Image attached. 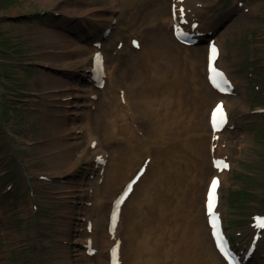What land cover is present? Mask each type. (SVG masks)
I'll use <instances>...</instances> for the list:
<instances>
[{"label": "rangeland", "instance_id": "1", "mask_svg": "<svg viewBox=\"0 0 264 264\" xmlns=\"http://www.w3.org/2000/svg\"><path fill=\"white\" fill-rule=\"evenodd\" d=\"M50 1V4L42 7L36 0H0V174L6 169L9 171L7 181L15 172L22 179L20 172L23 167L21 173L24 177L19 188L14 182V188L6 189L9 195L8 200L4 198L8 202L7 210L0 206V264H98L102 260L95 254L88 257L84 251H77V248L84 249L85 241L90 236L85 232L87 221L84 219L94 224L92 230L100 240L99 229L108 216L106 212L104 220L99 217L96 202L91 198L90 187L97 176L94 170L97 157L91 153V144L84 141L83 131L77 135L81 146L77 149L72 146L66 148L73 152L70 159L73 168L67 173L64 168L61 170L64 174L60 176H52L54 170L43 171L54 156L50 152L45 155L41 149L55 146L54 142L60 137L54 126L45 127L44 117L64 115L70 121L73 115H77L80 119L72 122V127L81 131L79 128L86 123L83 114L89 105L88 95L84 92L92 89L86 67L93 51L97 50L94 43L101 42L100 51L105 54L107 65L116 64L115 73L122 77L120 79L126 78L130 82L136 74L126 69L122 71L121 67L132 68L133 61L129 51H121V48L124 45L129 49L130 37L142 39L144 34L141 30L144 28L136 24L131 34H122L121 30L128 24H121L118 14L111 20L112 16L104 13L102 18L93 20L98 27L92 29L89 10L85 13L88 17L84 18V15L62 11L64 0ZM93 1L99 5L103 3V0ZM152 1L155 4L148 13L155 18L160 0ZM171 1L166 0L164 5L168 12L166 18L170 15ZM201 4V10L194 3L189 9H192L197 21L203 22L206 33L190 47L204 59L206 42L209 37L213 38L212 41L218 42L223 50L222 64L230 67L228 76L237 83L234 95L226 97L231 103V127L223 132L226 139L220 140V143L225 145L226 142L227 149H235L233 154H229L232 168L220 189L218 203L225 210L223 220L227 222L226 229L232 237L233 246L241 250L239 255L244 258L247 254V264H264L254 260L258 247L253 254L247 248L251 243L250 214L264 216V56L259 51V47L264 49V0H201ZM139 5L141 8L135 11V18L144 9V2H139ZM88 7L101 8L96 5ZM40 10L46 13L39 15ZM230 28L232 33L228 31ZM106 30H109V34L103 37ZM149 30L153 33L156 28L152 26ZM55 35L64 38L62 41L65 43L51 46L50 37ZM70 38L81 42L80 54L75 53L76 46L70 45ZM117 40L120 42L116 45ZM116 52L121 54L117 56ZM133 56L135 60L140 59L137 54ZM83 57L88 59L85 65L81 62ZM67 60V66L60 64ZM57 80L65 82L67 87L60 88ZM256 89L261 96L256 94ZM76 90H80L81 98L73 94ZM69 93L71 95H67ZM67 96L70 98L66 99ZM98 100L102 102L99 110L103 113L100 121H103L109 118L105 113L107 102L111 100L104 94ZM239 101L244 105L242 111ZM34 107H38L42 113L34 111ZM144 118L145 114L137 120ZM5 126H8L7 133ZM21 141L25 146L16 147ZM125 142L126 138L113 139L111 144L105 145L109 151H115ZM78 155H81L80 158ZM19 189L29 197L27 202H24ZM97 195L105 199L101 192ZM135 206L140 209L138 216H143L145 197L139 198ZM127 215L129 212L125 217ZM63 223L72 226L68 230ZM263 236L264 229L256 242L257 246H264ZM102 249L107 255V247L102 248L100 240L96 251L102 252ZM260 251H264L263 247ZM166 260L169 259L166 257Z\"/></svg>", "mask_w": 264, "mask_h": 264}, {"label": "bare ground", "instance_id": "2", "mask_svg": "<svg viewBox=\"0 0 264 264\" xmlns=\"http://www.w3.org/2000/svg\"><path fill=\"white\" fill-rule=\"evenodd\" d=\"M36 1L42 7L51 3L50 0ZM139 2H144V9L136 19L135 11L141 8ZM146 2L147 0H103L99 5L93 0L83 2L64 0L62 11L68 14L84 15L86 18L88 16L85 13L89 10L88 18L92 22V29L98 27L93 20L102 18L104 13H109V16H112L111 20L118 14L121 24L122 22L128 24L121 30L122 34L123 32L131 34L137 24L144 28L141 30L144 35L142 39L130 37L129 49L124 45L121 48V51H129L130 59L133 61L132 68L121 67L122 71L126 69L136 74L130 82L126 78L120 79L122 77L114 71L116 64H112L106 66L105 70L103 68L105 78L103 90L100 92L90 82L92 62L89 61L86 73L92 89L84 92L88 95L89 105L83 114L86 123L79 128L81 131L72 127V122L80 119L77 115H73L70 121L68 117L63 116L51 118L43 116L45 127H56L60 139L55 142V146L41 149L45 155L50 152L54 156L42 170L48 172L54 170L52 176L64 174L61 172L64 168L66 173L69 172L73 168L72 160L70 161L73 152L66 148L68 146L79 148L82 142L78 141L77 135L84 131V141L86 140L88 145H95L91 153L93 156H99L102 161L96 164L94 161L97 176L90 187L91 198L96 202L99 214L105 216L106 212H109L111 202L123 192L126 184L136 180L120 207V217L116 218L112 228L114 233L112 235L107 233L108 221L99 229L102 248L107 247L106 253L113 241L119 244L116 251L118 264H225L215 252L214 237L210 235V227L207 225L205 198L211 178H218L220 189L227 178V172L217 173L218 169L213 170L211 160L224 157L230 161L229 154H233L235 149V147L233 150L227 149L226 142L225 146L219 143V140L225 141V135L223 137L220 135L217 142L211 140L218 134H212L210 130V108L222 99L223 108L229 114L231 103L225 96L218 95L208 83L207 48L202 59L201 54L195 53L190 46L180 44L172 33L173 26L178 30L179 21L183 23V31L187 29L188 34L194 37L201 31L206 33L201 23L192 19V9L191 11L189 9L194 3L197 5L196 8L201 10V0H172L169 18L165 17L168 13L164 6L166 0L159 1L160 7L157 8L155 18L150 17L148 13L155 1L147 2L148 5ZM186 2L189 8L185 5ZM94 5L101 7V10L88 7ZM173 12L175 19L171 15ZM194 23H197L198 27L192 32L190 25ZM184 25L187 27L183 28ZM152 26L156 28L153 33L149 30ZM228 31L232 33L231 28ZM50 38L51 46L65 43L62 41L64 38L60 39L59 35ZM83 39L85 40V37ZM137 40H140L139 50L130 48V42ZM69 42L70 45L76 46L75 53L80 54L81 42L71 38ZM119 42L120 40H117L116 45ZM213 44H216L218 49L212 67L218 66L230 83L228 76L230 67L222 64L221 45L216 41ZM262 50L264 51L259 47L263 57ZM120 54L121 52H116L117 56ZM134 54L140 59L135 60ZM92 57L93 54L91 59ZM87 60L83 57L82 64L85 65ZM216 62H219V65H216ZM60 64L67 66L69 61ZM202 65L204 70L200 69ZM57 85L60 88L67 87L65 82L59 80ZM79 91L73 93L77 98H81ZM102 94L111 102H107L105 113L109 118L100 121L103 113L99 110L102 102L98 98ZM232 104L234 106L233 102ZM239 104L242 111L244 105L241 101ZM144 114V119L137 120ZM119 121L122 123L118 124ZM229 123L228 119L226 125ZM123 138H126V142L117 146L115 151L106 148L105 144H111L113 139L116 141ZM238 142L242 146L240 139ZM211 148L215 152L210 153ZM79 156L81 155L77 157L80 158ZM230 165L231 170V162ZM140 168L144 169L143 173L137 175ZM99 192L104 195V200L97 195ZM141 197H145V214L139 217L140 209L135 206V202ZM27 211L28 209L25 210ZM127 212L129 215L125 217ZM216 212L225 214L220 203ZM251 223L250 218L248 225ZM63 226L69 230L72 225L63 223ZM100 240L98 234L90 237L95 251L97 243L100 246ZM262 247L264 249L262 244L258 246L255 261L264 262V251H260ZM77 251H80L79 248ZM101 251H96L95 255L102 258L103 264H107V255L104 249Z\"/></svg>", "mask_w": 264, "mask_h": 264}, {"label": "snow or ice", "instance_id": "3", "mask_svg": "<svg viewBox=\"0 0 264 264\" xmlns=\"http://www.w3.org/2000/svg\"><path fill=\"white\" fill-rule=\"evenodd\" d=\"M181 12L183 11L182 9L180 10ZM216 54H217V49L215 48V46L212 47L211 49V56H210V61H214L215 58H216ZM213 71H215V69L213 68L212 69ZM218 76H223L222 73H217ZM217 112H220L222 113V107L218 106ZM215 115L216 113L213 114L214 116V126H215ZM221 123H223V120H221ZM224 167H227V165H224ZM135 181H133L134 183ZM218 185V181L216 180H213L212 181V185H211V188L209 190V193H208V204H207V208H208V212H209V215L212 216L213 215V209H214V203H215V190H216V187ZM132 190V186L131 184H129L128 186V190L124 193V196H127L128 195V192H130ZM123 202V198H121L120 201H118V205L119 203H122ZM115 219H116V215L115 213L113 214V222H115ZM260 226L262 228H264V222H262L260 224ZM213 227L216 228L217 227V224L215 221H213ZM214 235L217 236V247L221 248L222 251H224V248H223V243H222V240L220 239L219 237V233L218 231L217 232H214ZM225 255H227V253L225 252Z\"/></svg>", "mask_w": 264, "mask_h": 264}]
</instances>
